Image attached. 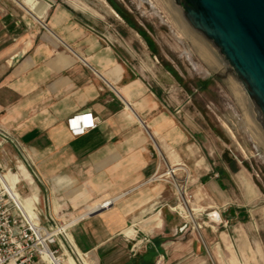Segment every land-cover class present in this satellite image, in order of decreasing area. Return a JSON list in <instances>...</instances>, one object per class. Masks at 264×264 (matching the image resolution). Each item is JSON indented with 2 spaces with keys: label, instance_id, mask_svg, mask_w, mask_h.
I'll return each mask as SVG.
<instances>
[{
  "label": "crops",
  "instance_id": "1",
  "mask_svg": "<svg viewBox=\"0 0 264 264\" xmlns=\"http://www.w3.org/2000/svg\"><path fill=\"white\" fill-rule=\"evenodd\" d=\"M26 5L0 1V125L44 215L90 207L66 232L82 264H263L258 190L189 94L156 64H128L69 4Z\"/></svg>",
  "mask_w": 264,
  "mask_h": 264
},
{
  "label": "rangeland",
  "instance_id": "2",
  "mask_svg": "<svg viewBox=\"0 0 264 264\" xmlns=\"http://www.w3.org/2000/svg\"><path fill=\"white\" fill-rule=\"evenodd\" d=\"M16 1L29 9L26 5L29 0ZM30 1L43 3L60 1L69 4L75 12L84 16L88 23L97 31L103 32L105 37L115 44L119 54L125 57L128 64H147L148 66L156 64L158 68L156 74L162 78L164 74L169 78L171 76L177 84L176 92L180 97L183 93L189 94V99L194 107L202 112L204 120L213 131L219 132L224 142V150L246 167L249 180L258 190V196L250 200L247 206L260 208L253 216L252 224L264 248L263 122L241 84L226 68L227 66L204 36L186 21L180 6L173 0ZM171 1L179 7L180 12L175 9ZM33 8L32 12L37 16V10L40 11L41 7ZM127 18L133 21L141 32L131 26ZM167 66L171 67L173 72L168 70ZM165 69L170 74L166 73ZM145 74L148 75L149 72L145 71ZM21 161L23 158L20 151L10 143H4L0 150L1 165L14 170V163ZM20 183L22 184V186L19 185L20 194H28V185L25 180L21 178ZM32 185L38 188V196L41 199L44 193L42 183L34 178ZM178 193L180 197L181 195L184 197L180 185H178ZM111 202L112 199H107L97 205L105 207ZM75 213L72 212L69 215H75ZM87 214L90 212L85 211L73 218L78 219ZM200 215L203 216L204 211ZM61 219L60 217L56 220ZM65 231H68L67 227ZM59 237L64 248L73 256L75 263L80 264L76 254L70 252L62 235ZM59 252H62V249H59Z\"/></svg>",
  "mask_w": 264,
  "mask_h": 264
},
{
  "label": "water",
  "instance_id": "3",
  "mask_svg": "<svg viewBox=\"0 0 264 264\" xmlns=\"http://www.w3.org/2000/svg\"><path fill=\"white\" fill-rule=\"evenodd\" d=\"M243 87L264 125V0H173Z\"/></svg>",
  "mask_w": 264,
  "mask_h": 264
},
{
  "label": "built area",
  "instance_id": "4",
  "mask_svg": "<svg viewBox=\"0 0 264 264\" xmlns=\"http://www.w3.org/2000/svg\"><path fill=\"white\" fill-rule=\"evenodd\" d=\"M85 127L80 123L73 129L82 132ZM4 143H10L20 152L24 150L18 138L0 125V150ZM17 169V166L14 170L5 168L0 163V264H46L42 255L45 247L51 256L58 257L59 262L63 263L66 249L59 235H62L70 252L76 254L81 264L84 253L73 248L65 231L71 222L70 218L63 217L59 221L50 214L44 215L38 206L37 197L21 195V176ZM65 223L66 226L60 230ZM70 256L76 264L73 256ZM153 264L159 263L155 261Z\"/></svg>",
  "mask_w": 264,
  "mask_h": 264
},
{
  "label": "bare ground",
  "instance_id": "5",
  "mask_svg": "<svg viewBox=\"0 0 264 264\" xmlns=\"http://www.w3.org/2000/svg\"><path fill=\"white\" fill-rule=\"evenodd\" d=\"M172 2V1H171ZM172 5L175 6V4L172 2ZM175 9H177L179 12H180V9L178 6H175ZM178 14V13H177ZM178 16V15H177ZM182 22V21H181ZM197 38V37H196ZM199 40V39H198ZM201 42V41H200ZM226 66V65H225ZM228 68V67H226ZM225 71V70H224ZM226 72V71H225ZM227 73V72H226ZM184 201L186 202L187 200L184 199ZM109 206V205H108ZM108 206H105L104 208L108 207ZM182 207L186 210L187 212V209H189L188 207V204L186 203L185 205L183 204ZM195 210V209H194ZM86 212H90V209H87ZM91 213V212H90ZM188 216L191 218L192 215L191 213H187ZM76 219L73 218V216H71L70 218V221H74ZM66 226V223L63 224L60 228V230H62L64 227ZM43 259L45 260L46 264H65L66 263V258L63 257V263L59 262V260L57 259L58 257H55V256H51L50 253L48 252V250L46 249V247L43 249Z\"/></svg>",
  "mask_w": 264,
  "mask_h": 264
},
{
  "label": "trees",
  "instance_id": "6",
  "mask_svg": "<svg viewBox=\"0 0 264 264\" xmlns=\"http://www.w3.org/2000/svg\"><path fill=\"white\" fill-rule=\"evenodd\" d=\"M125 18H126V17H125ZM127 21H128V23H129L131 26H133L137 31L141 32V29H140L137 25H135V23H134L133 21H131V20L128 19V18H127ZM144 36H145V35H144ZM145 39H147L146 36H145ZM147 42L150 43L149 41H147ZM167 69H168V70H171V71L173 72V70H172L171 67L167 66Z\"/></svg>",
  "mask_w": 264,
  "mask_h": 264
}]
</instances>
